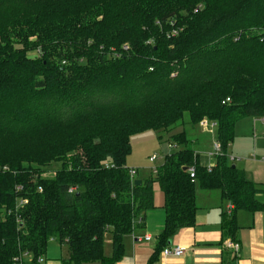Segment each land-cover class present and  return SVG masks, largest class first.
Wrapping results in <instances>:
<instances>
[{"label": "trees", "instance_id": "1", "mask_svg": "<svg viewBox=\"0 0 264 264\" xmlns=\"http://www.w3.org/2000/svg\"><path fill=\"white\" fill-rule=\"evenodd\" d=\"M185 114L217 127L210 171L186 131L164 138ZM245 118L264 121V0H0V264H41L52 241L64 264H116L156 185L158 251L195 226L198 189L234 207V237L237 212H264V185L227 158ZM148 131L179 150L136 186L131 139Z\"/></svg>", "mask_w": 264, "mask_h": 264}, {"label": "crops", "instance_id": "2", "mask_svg": "<svg viewBox=\"0 0 264 264\" xmlns=\"http://www.w3.org/2000/svg\"><path fill=\"white\" fill-rule=\"evenodd\" d=\"M163 145L166 146L163 153L165 157L173 153L169 144ZM254 158L256 159L255 156ZM262 162L264 163L263 159ZM128 168L130 167L128 166ZM130 169L139 171L132 167ZM239 169L248 181L264 185V165L255 167L252 174L243 168ZM260 199L264 201V195ZM154 204L155 209L146 213L145 222L142 224L137 221L134 232L124 238L123 257L116 264H264V212L254 214L237 212L235 221L238 231L234 237H225L223 222L225 215H229L228 207L231 204L223 200L218 191L209 192L198 189L195 226L180 231L170 246L183 248L184 255L182 257H165L162 251L157 250L159 236L164 230L166 221V213L163 208L164 196L157 185L155 186ZM146 237H150L151 240L146 241ZM57 244L61 248L60 258L57 260L48 259L50 246ZM109 244L108 248L105 245L104 250L107 257L112 255L111 238ZM234 245H238L237 251L233 248ZM64 249L67 252L65 257ZM67 258V247L52 241L43 258L45 261L42 259L41 264H64L63 262Z\"/></svg>", "mask_w": 264, "mask_h": 264}, {"label": "rangeland", "instance_id": "3", "mask_svg": "<svg viewBox=\"0 0 264 264\" xmlns=\"http://www.w3.org/2000/svg\"><path fill=\"white\" fill-rule=\"evenodd\" d=\"M184 125H180L171 134L164 135L167 140L171 135L178 134L186 131L189 135L188 138L193 142V148L200 156L202 166L214 168L217 163L218 156L215 153L214 146L217 141V127L214 123L204 121L206 126H192L188 114L184 115ZM253 118H245L239 121L235 129L234 143L228 148L227 158L234 166L247 170L249 174L253 173L255 167L264 165V122ZM168 144V143H164ZM132 154L127 159V164L131 168L139 169L137 179L146 180L154 177L152 169L160 168L165 163L164 149L166 146L160 143L157 133L153 131L137 134L131 139ZM171 147V146H170ZM171 152H176L179 148L171 147ZM170 152V153H171ZM157 156L158 160L154 163L150 162V158ZM256 157V159L254 158ZM261 160V161H260ZM262 163V164H261ZM61 163H52L50 166L43 170L47 172L42 175L43 179L55 178L56 172L61 169ZM111 236L106 235L104 244L106 248L109 247ZM64 257L67 252L64 249ZM108 252V251H107ZM53 254V255H52ZM61 248L57 245H51L49 249L50 260H57L60 258ZM45 261V259H43Z\"/></svg>", "mask_w": 264, "mask_h": 264}, {"label": "built area", "instance_id": "4", "mask_svg": "<svg viewBox=\"0 0 264 264\" xmlns=\"http://www.w3.org/2000/svg\"><path fill=\"white\" fill-rule=\"evenodd\" d=\"M227 102H230V100L228 99ZM201 126H206V124L202 122ZM214 150H215V153L217 155H219L221 153V148H220V145H219L218 142L215 144ZM157 160H158L157 156H153V157L150 158V162L151 163H154ZM208 170L210 171L211 168H209ZM152 172H153L154 175H156L157 174V168L152 169ZM130 175H131V178L134 179L136 177V175H137V171L136 170H131L130 171ZM191 177L194 178V170L193 169L191 170ZM72 192H73V189L70 191V193H72ZM25 204H27V201H25V200L21 201L20 204L18 205V207L16 208V210H18V208L20 206H24ZM233 210H234V207L232 205H230L228 207V214L230 215ZM145 240L146 241H150L151 238L150 237H146ZM233 248H235V250L237 251L238 250V245H234ZM162 253H163V255L165 257H182L184 255V249L181 248V247H167V248H165L163 250ZM15 264H22V259H17Z\"/></svg>", "mask_w": 264, "mask_h": 264}, {"label": "water", "instance_id": "5", "mask_svg": "<svg viewBox=\"0 0 264 264\" xmlns=\"http://www.w3.org/2000/svg\"><path fill=\"white\" fill-rule=\"evenodd\" d=\"M134 184H135L136 186H140V185L142 184V182H141L140 180H135Z\"/></svg>", "mask_w": 264, "mask_h": 264}]
</instances>
